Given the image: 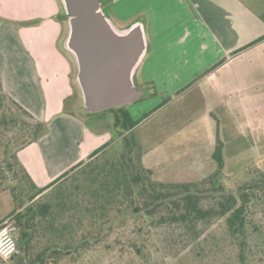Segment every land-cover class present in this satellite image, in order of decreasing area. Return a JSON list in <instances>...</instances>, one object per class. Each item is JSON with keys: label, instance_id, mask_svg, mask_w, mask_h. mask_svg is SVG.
<instances>
[{"label": "crops", "instance_id": "0c3cea01", "mask_svg": "<svg viewBox=\"0 0 264 264\" xmlns=\"http://www.w3.org/2000/svg\"><path fill=\"white\" fill-rule=\"evenodd\" d=\"M102 1L115 26L124 29L140 21L147 40L146 53L135 74L140 89L147 94L128 109L131 118L139 119L142 112L159 109L186 91H209L218 108L232 116L233 130L231 135H224L227 128L220 119L214 115L210 119L214 133L207 151L203 155L202 143L193 148V163L205 169L198 179L216 168L212 154L217 136L223 144L225 175L261 162L264 41L233 53L264 35V0ZM63 17L59 0H0L2 89L34 118L47 124L45 136L17 153L39 188L86 160L117 134L112 127H104L108 120L114 122L113 113L110 117L109 113L80 115L66 106L80 94L74 80V61L63 48ZM153 92L155 96H151ZM165 138L160 155L166 162L168 154L178 153L177 132ZM142 163L155 178L154 168L145 163L144 155ZM165 177L155 179L178 181Z\"/></svg>", "mask_w": 264, "mask_h": 264}, {"label": "trees", "instance_id": "16d2710c", "mask_svg": "<svg viewBox=\"0 0 264 264\" xmlns=\"http://www.w3.org/2000/svg\"><path fill=\"white\" fill-rule=\"evenodd\" d=\"M156 110L136 120L126 106L100 112L115 115L121 149L110 153L111 140L39 188L17 153L45 136L47 124L0 83V181L13 183L21 264H76L96 252L102 264H264V172L247 167L232 182L217 136L213 172L196 182L157 181L131 135Z\"/></svg>", "mask_w": 264, "mask_h": 264}, {"label": "water", "instance_id": "95a60500", "mask_svg": "<svg viewBox=\"0 0 264 264\" xmlns=\"http://www.w3.org/2000/svg\"><path fill=\"white\" fill-rule=\"evenodd\" d=\"M66 18L63 48L75 65L83 111L96 114L128 106L147 94L135 84L147 50L140 21L114 25L101 0H59Z\"/></svg>", "mask_w": 264, "mask_h": 264}, {"label": "rangeland", "instance_id": "374dc122", "mask_svg": "<svg viewBox=\"0 0 264 264\" xmlns=\"http://www.w3.org/2000/svg\"><path fill=\"white\" fill-rule=\"evenodd\" d=\"M135 84L140 89L137 76H135ZM210 95L209 91L206 92L198 88L186 91L182 95L172 97L165 105L154 111L148 117L142 119V121L133 128L131 135L140 144L143 152L142 155L145 157V163L147 165L151 164L154 168L153 170L157 180H162L161 178L163 175L166 176L165 178H175V180H178L176 183L196 182L200 180L198 178L203 176L205 169H200L193 163V159L196 157V151H193V148L198 147V144L202 143L203 155L205 151H207L206 145H208L211 134L214 133L213 124L212 121H210L213 115L218 117L221 125L227 128L223 131L224 135L229 133L230 135L232 134V116L225 112L224 109L218 108L216 105L217 101ZM133 105L134 104H130L126 106V109L128 110ZM66 106L77 114L84 115L79 97L76 96L75 100L71 101ZM142 113L141 116L143 115ZM110 116H112V114L109 113V117ZM141 116H139V118ZM104 127L113 128L112 121L108 120V124H104ZM174 131L177 132L178 137L176 138L177 144L175 148V151L177 150L178 153L168 154L165 162L160 155V149L165 144L164 142H166L164 136L170 135ZM190 134L195 135L196 138H192ZM116 135L112 139L114 143L108 150L110 153L121 149V141L117 139ZM197 153L199 154V152ZM253 166L259 167V169L264 172V163L258 162L242 169L236 168L230 170L228 176H236L232 178V182H235L241 177L239 174H241L243 170ZM11 185H13V183L10 180L4 182L0 181V225L5 220L12 218L11 212L16 206L14 196L10 191ZM104 259V253L96 252L91 254L88 260L78 261L76 264H102ZM0 264L21 263L19 262V258L15 262L14 260L4 261L0 258Z\"/></svg>", "mask_w": 264, "mask_h": 264}, {"label": "built area", "instance_id": "2783aa9c", "mask_svg": "<svg viewBox=\"0 0 264 264\" xmlns=\"http://www.w3.org/2000/svg\"><path fill=\"white\" fill-rule=\"evenodd\" d=\"M18 226L14 219L9 218L0 225V258L4 261L19 258L20 249L17 244Z\"/></svg>", "mask_w": 264, "mask_h": 264}]
</instances>
